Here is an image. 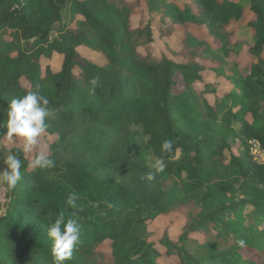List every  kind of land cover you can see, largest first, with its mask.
<instances>
[{
    "label": "trees",
    "instance_id": "obj_1",
    "mask_svg": "<svg viewBox=\"0 0 264 264\" xmlns=\"http://www.w3.org/2000/svg\"><path fill=\"white\" fill-rule=\"evenodd\" d=\"M145 3L133 26L138 0H0V138L9 102L37 85L57 110L46 121L54 167L31 168L11 149L24 166L0 206V264H53L48 227L61 214L81 224L65 264H106V241L108 264H264V164L250 153L251 140L264 149V0ZM243 17L252 44L242 68L188 27L237 56L244 41L229 27ZM176 26L178 49L163 40ZM210 71L235 90L218 94ZM165 139L173 151L156 173ZM172 213L184 219L177 236L151 240L148 224Z\"/></svg>",
    "mask_w": 264,
    "mask_h": 264
},
{
    "label": "clouds",
    "instance_id": "obj_2",
    "mask_svg": "<svg viewBox=\"0 0 264 264\" xmlns=\"http://www.w3.org/2000/svg\"><path fill=\"white\" fill-rule=\"evenodd\" d=\"M90 92H95L98 80L93 78ZM50 100L39 90V85L35 90L28 91L22 96L13 98L7 108L6 135L9 140L20 138L23 141V152L31 153L39 144L40 138L46 133L48 128L47 118L54 115L56 109L49 107ZM59 139V137H57ZM174 142L165 139L161 144L162 155L153 157L150 167L156 173L164 172L167 164L164 156L173 151ZM0 160L4 165L0 168V185L4 186L9 192L16 189L22 178L23 161L19 155L7 148L0 151ZM31 168H51L55 166V160L49 158L43 152L38 153L28 164ZM146 178L151 181L154 174L149 172ZM77 195L69 194L66 203L72 208H78ZM48 236L52 239L51 255L53 264H65L72 258L73 250L80 244L81 224L78 216L65 217L63 214L58 216L48 227ZM245 241L240 239L237 244L245 245Z\"/></svg>",
    "mask_w": 264,
    "mask_h": 264
},
{
    "label": "rangeland",
    "instance_id": "obj_3",
    "mask_svg": "<svg viewBox=\"0 0 264 264\" xmlns=\"http://www.w3.org/2000/svg\"><path fill=\"white\" fill-rule=\"evenodd\" d=\"M234 1H239L242 3L246 2V0H234ZM138 2L139 4L135 7L134 13L132 15L133 26H136L139 19L144 17L146 14L145 0H138ZM188 27L189 30H191V32L194 35L200 36L205 41H207L210 44L211 49H213L214 53L219 55L222 60H226L228 62L236 60L239 64L238 66L239 68H242L244 64L249 62L250 55L248 54L247 51V45L248 43L252 44V39H251V30L246 26V17L241 18L239 21L233 22L229 27L230 28L229 30H232L234 33V35L231 38L232 40L238 39L244 41L243 45L241 46V51L237 56L232 53L228 56L224 55V53L220 49L222 42L217 38L209 36L206 30L204 29V27L202 28L196 27L195 25H189ZM181 36H182V27L176 26L174 32L169 36L168 35L165 36L163 40H165L170 47L174 49H178L180 47L179 40ZM162 44L163 42L157 40L158 46H162ZM78 49L83 56H86L96 62H102L101 56L98 53L84 47H79ZM43 62L49 63L47 59H44ZM49 64L51 65L52 68L56 69L59 64V57L55 56ZM224 72L226 74H229V70L224 69L223 73ZM208 73L213 78V80L215 79L217 82L216 91L218 94L235 90L233 83L230 81V79H228V77L227 79L222 77H216L213 75L214 73L211 71ZM204 78L205 80L210 79L207 76V72L205 73ZM197 87H201V84L198 83ZM211 97L212 96L210 95L209 98L211 99ZM247 118L250 119V116L247 115ZM53 140H54V136L45 133L40 138L39 144L34 148V150L31 153L23 152L25 158L30 162L38 153L43 152L44 154L49 155L50 154L49 145L53 142ZM4 148H7L9 150H11L12 148H19L20 150L23 151V141L22 139L15 137L12 140H9L7 138V135H5L2 138H0V151H2ZM3 167L4 165L2 163V160H0V168ZM7 200H8L7 189L4 186L0 185V206H3V204ZM2 213L3 210H1L0 214ZM183 222H184L183 217L180 214H175V213L169 215H161L157 217L154 221L148 224V229L152 233L150 239L157 240V238L163 235L164 231H166L171 237L177 236V234L180 232V228L182 227ZM199 237L201 238V236ZM157 247L160 250H163L159 245H157ZM100 248L106 253L105 263L108 264L111 261L108 242L106 241L102 243ZM172 259L173 258L160 257L158 258V262L159 264H168Z\"/></svg>",
    "mask_w": 264,
    "mask_h": 264
},
{
    "label": "built area",
    "instance_id": "obj_4",
    "mask_svg": "<svg viewBox=\"0 0 264 264\" xmlns=\"http://www.w3.org/2000/svg\"><path fill=\"white\" fill-rule=\"evenodd\" d=\"M250 153L252 154L254 160L264 164V149L261 148L260 143L257 140H251Z\"/></svg>",
    "mask_w": 264,
    "mask_h": 264
}]
</instances>
